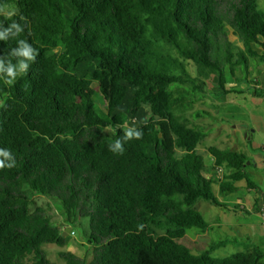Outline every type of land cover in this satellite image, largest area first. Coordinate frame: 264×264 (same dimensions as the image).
Listing matches in <instances>:
<instances>
[{"label": "trees", "instance_id": "16d2710c", "mask_svg": "<svg viewBox=\"0 0 264 264\" xmlns=\"http://www.w3.org/2000/svg\"><path fill=\"white\" fill-rule=\"evenodd\" d=\"M0 9V25H24L0 41V56L20 39L39 53L12 85L0 79V148L16 162L0 169V264H56L44 246L65 247L80 218L92 258L60 251L64 264H264L259 244L214 257L225 241L197 255L178 243L190 229L208 230L200 200L221 206L197 150L210 131L186 114L213 75L220 97L233 92L228 71L264 61L257 0H0ZM133 121L142 139L111 152ZM208 151L223 169L220 194L251 184L246 154ZM35 194L61 204L64 229Z\"/></svg>", "mask_w": 264, "mask_h": 264}, {"label": "rangeland", "instance_id": "374dc122", "mask_svg": "<svg viewBox=\"0 0 264 264\" xmlns=\"http://www.w3.org/2000/svg\"><path fill=\"white\" fill-rule=\"evenodd\" d=\"M258 7L260 10L264 12V0H257ZM232 39L236 42H240L238 38ZM241 43V42H240ZM251 65H249V69L246 70V68L241 65L238 68V71L236 72V75L238 78L243 79L241 80V83H243L244 80H251L254 83H258L255 81L257 79L256 75V68L258 65L263 67L264 69V61L260 62L255 59H250ZM249 64V63H248ZM187 67L189 72L193 76H197V68L194 65L193 62L188 61ZM242 71V72H240ZM228 75V83L231 87H233L234 83L236 82V78H233L229 71L227 72ZM255 76V77H254ZM259 80V77H258ZM217 78L215 75L211 77L210 80L206 81V86L204 93L202 94V98L194 105L193 110L187 112L188 118L191 120L193 124H200L202 129L204 128L206 131H209L211 127L215 128V131L210 132L206 138H204L198 145L197 150L198 152L204 156V159L206 161V164H209L211 160V156L209 154L208 148L211 146H217L219 145L218 140H224L225 143L230 142L228 144L232 148H236L238 139L233 138L234 136V129L232 126L235 125V121L241 120L248 125H251L252 127L255 126L259 129H257V133L254 136L255 143L262 142L264 144V126L260 125L259 123H262L261 119H253L249 114L240 115V113H231V114H223L221 122H214L211 121L209 117H205L203 119H196L195 117H191L192 111L195 109H204L208 110L210 112H217L218 107L216 102V87H217ZM253 83V84H254ZM260 84V83H258ZM247 86V83L244 81V86ZM262 85V84H260ZM264 86V85H262ZM233 89V92L236 93L235 88ZM261 96V95H260ZM98 106L104 109L105 105L103 101H101V98L98 96ZM221 123H224V125H221ZM198 124V125H199ZM218 126V127H216ZM240 126V125H239ZM109 129H107V132ZM243 133L240 132L238 136L243 141ZM230 140H228V139ZM253 138V139H254ZM227 145V144H225ZM253 166H249L250 173L248 174L250 180H253L257 186L261 189H264V161H252ZM256 170V172H255ZM211 171H205V174H209ZM221 172V171H220ZM222 173V172H221ZM255 173H257V177L255 176ZM211 178V176H209ZM213 177V176H212ZM247 181L243 180L240 182H237V185L240 186H246ZM212 190L216 194L218 193V184L213 183L212 184ZM239 192H242V189L239 190ZM32 199L34 200L35 205L37 206H43L48 210V213L52 217V220L54 223H56L61 229H64L66 224L64 220L63 211L61 210V204L53 199L46 198L42 195L35 194ZM197 210L202 214L203 218L210 223L213 228H215V222L217 218L222 222H227L226 219L230 218V220L233 221L234 225L230 230L221 228L218 231H211L209 233H202L199 232L198 229H190L187 231L186 236L179 240L178 243L190 248L191 252L193 254H200L205 250H208L212 243H216L219 241H222L224 239H227L228 237L230 239H236L233 240V242L227 243L225 246L218 248L212 253V256L214 257H224L227 255H230L232 253H235L240 250H245L246 246L249 244H260L257 241V237L253 234H251L250 229H248L247 226L243 225V217H245V212L242 210L236 211L237 207L235 209L230 210L231 213H226V215H221L218 211L219 208H217V205H215L212 202L206 201V200H200L196 205ZM89 221L84 218H80L78 220V223L73 225L74 233L68 232L69 241L65 247H58L53 244H48L44 246V249L48 251V258L52 262L56 264H64V261L61 260L58 256V253L60 251H71L75 253L76 255H79L81 257H85L88 260H91L92 258V247L87 242L85 234L89 231ZM223 231V232H219ZM225 232V233H224ZM246 237H249L250 239H245ZM241 240L240 244H237L236 241ZM264 247L263 243H261Z\"/></svg>", "mask_w": 264, "mask_h": 264}, {"label": "crops", "instance_id": "0c3cea01", "mask_svg": "<svg viewBox=\"0 0 264 264\" xmlns=\"http://www.w3.org/2000/svg\"><path fill=\"white\" fill-rule=\"evenodd\" d=\"M249 65H251V61L249 62L248 67H250ZM238 68L235 70V72L238 71ZM256 69H257L256 75L259 77V80L257 77L255 81L264 85V69L260 65H258ZM233 78H236V82L234 83L233 87H231L230 84L228 83V87L235 88L236 93L231 92L226 95L217 97L216 106L218 107V110L217 112L209 111L213 115L212 117L209 118L211 119V121L218 123L221 122V120H223L222 119L223 114H231V113L235 114L238 112L240 113V115L249 114L255 120L261 119L262 123L259 124L264 126V98L260 96V93L258 91H255L252 88L254 82L251 80V78H249L248 81L244 80L247 83V86L246 85L244 86V81L243 83H241V80L243 79L238 78L237 75L236 77ZM234 123L235 125L232 126L234 129L233 138L238 139L236 148H232L231 146H229L228 144H230V142L225 143L224 140H220V139L218 140L219 145H217V147L220 149H232L246 154L250 159L248 161L246 168L247 174H249L250 170L248 168L249 166H253L252 161H264V144L262 142H258V143L254 142L255 140L254 136L257 133V129H259L260 131V128L259 126L258 128L255 126L252 127L251 125H248L246 122L244 123L242 119L237 120ZM221 125H224V123H221ZM209 129L210 132L215 131V128L213 127ZM240 132L243 133L242 134L244 136L243 141L238 136ZM211 160L212 161H210V163L207 164L206 167V170L211 172L209 174L207 173L206 176L208 178H210L209 176H211V178L215 180L214 183L218 184V190H217L218 193H216V196L218 197V200L221 204V206L217 205V208H219L218 209L219 213L221 215H226V213H231L230 210L235 209V207H237V209H235L236 211L238 210L244 211L245 217H243V225L247 226L248 229H250L251 231L250 233L257 237V241L260 243L259 245L262 246L261 243H263L264 245V225L262 223L261 216L259 213L260 204L264 202V189L259 188L257 184L253 180H251V184L247 182L246 186L239 187L236 183L235 186L237 187V190L232 193L226 195L220 194V184L218 179L219 178L221 179L223 177V169L222 168H219L218 170L214 169V160L213 158H211ZM255 176L257 177V173H255ZM240 189H242V192H239ZM226 221L227 222H222L217 218L215 222V228H213V226L209 223V228L207 230V233L211 231H218L223 227L224 229L231 231V228L234 225V223L232 220H230V218L226 219ZM219 232H223V231H219ZM245 239L249 240L250 238L246 237ZM233 240L236 239H230L228 237L227 239H224L222 241H225L226 243H230L233 242ZM240 242L241 240L236 241L237 244H240Z\"/></svg>", "mask_w": 264, "mask_h": 264}, {"label": "clouds", "instance_id": "9594fccd", "mask_svg": "<svg viewBox=\"0 0 264 264\" xmlns=\"http://www.w3.org/2000/svg\"><path fill=\"white\" fill-rule=\"evenodd\" d=\"M2 11V9H0ZM13 13H7L10 18ZM24 17H21L23 20ZM24 31V25L17 21H13L7 27L0 25V41H7L10 37L14 38L19 36ZM17 47L12 48L8 53V59L4 55L0 56V79L7 85H12L16 78L28 71L30 61H35L39 55L38 50L34 48L27 40L20 39L17 41ZM13 58L15 63H13ZM125 125L122 135L114 142L108 145L111 152L115 154H123L125 151L124 144L132 139L140 140L143 137V131L136 126ZM119 127V126H118ZM15 158L12 152L5 148H0V169L13 168L15 166Z\"/></svg>", "mask_w": 264, "mask_h": 264}, {"label": "built area", "instance_id": "2783aa9c", "mask_svg": "<svg viewBox=\"0 0 264 264\" xmlns=\"http://www.w3.org/2000/svg\"><path fill=\"white\" fill-rule=\"evenodd\" d=\"M252 88L255 90V91H258L260 93V95L264 98V86L258 84V83H254L252 85ZM259 213H260V216H261V220H262V223L264 225V203H262L260 205V208H259Z\"/></svg>", "mask_w": 264, "mask_h": 264}, {"label": "water", "instance_id": "95a60500", "mask_svg": "<svg viewBox=\"0 0 264 264\" xmlns=\"http://www.w3.org/2000/svg\"><path fill=\"white\" fill-rule=\"evenodd\" d=\"M72 228L68 227L66 232L64 233V236H67L68 232H71Z\"/></svg>", "mask_w": 264, "mask_h": 264}]
</instances>
